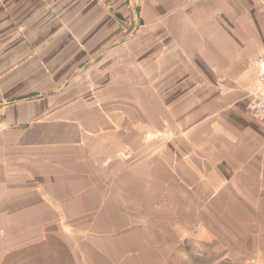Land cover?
I'll use <instances>...</instances> for the list:
<instances>
[{"label": "crops", "instance_id": "obj_1", "mask_svg": "<svg viewBox=\"0 0 264 264\" xmlns=\"http://www.w3.org/2000/svg\"><path fill=\"white\" fill-rule=\"evenodd\" d=\"M264 0H0V264H264Z\"/></svg>", "mask_w": 264, "mask_h": 264}, {"label": "built area", "instance_id": "obj_2", "mask_svg": "<svg viewBox=\"0 0 264 264\" xmlns=\"http://www.w3.org/2000/svg\"><path fill=\"white\" fill-rule=\"evenodd\" d=\"M257 76L251 89L249 99L244 105V112L257 120L264 128V53L256 64Z\"/></svg>", "mask_w": 264, "mask_h": 264}]
</instances>
